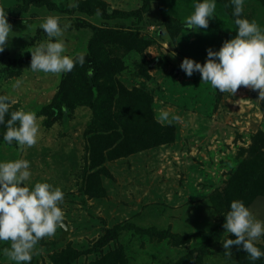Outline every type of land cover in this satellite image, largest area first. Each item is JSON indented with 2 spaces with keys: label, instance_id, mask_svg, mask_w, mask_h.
<instances>
[{
  "label": "rangeland",
  "instance_id": "1",
  "mask_svg": "<svg viewBox=\"0 0 264 264\" xmlns=\"http://www.w3.org/2000/svg\"><path fill=\"white\" fill-rule=\"evenodd\" d=\"M45 1L6 13L12 32L0 52V94L12 102L0 123V160L28 159L30 187L48 181L63 190L68 232L58 226L21 264H243L242 246L222 243L235 234L214 230L233 199L264 219V95L244 85L220 91L180 67L186 56L205 62L207 49L218 50L223 32L235 30L223 5L216 0L207 29H188L196 0H153L143 18L112 19L84 8L103 1L109 13L129 11L143 0ZM24 2L0 0V11ZM48 15L67 25L60 37L67 54L100 62L93 89L84 64L67 73L29 67L31 49L49 39L40 27ZM243 16L264 28V0H244ZM64 86L66 110L50 124ZM20 108L40 123L38 142L23 148L3 140ZM162 111L181 119L159 120ZM256 243L264 249L263 236ZM8 247L0 241V264H16Z\"/></svg>",
  "mask_w": 264,
  "mask_h": 264
},
{
  "label": "clouds",
  "instance_id": "2",
  "mask_svg": "<svg viewBox=\"0 0 264 264\" xmlns=\"http://www.w3.org/2000/svg\"><path fill=\"white\" fill-rule=\"evenodd\" d=\"M231 2L238 26L236 34L226 39L218 50L209 47L205 62L186 56L180 67L189 76L198 71L203 81H210L220 91L235 93L244 85L260 89V96L264 95V28L255 19L241 15L244 0ZM215 13L216 0H196L194 11L185 19V27L207 29L209 18L216 16ZM40 27L49 39L31 49L29 67L33 71L67 73L77 63H85V53L75 57L66 53L65 41L60 37L67 25H62L58 16L48 15ZM11 32L12 25L7 14L0 11V52L7 46ZM93 73V68L87 70L89 76ZM19 83L16 81L13 87ZM11 102L9 95L0 94V123H5ZM157 119L171 122L181 117L162 111ZM6 124L4 141H15L21 148L38 142L40 123L34 111L23 108L13 110ZM31 174L28 159L0 160V241H10V247L3 251L16 264L31 261L38 241L51 236L58 226L64 224L65 213L60 206L65 195L63 190L48 181H37L30 187L26 182ZM224 215V228L228 233L235 234V238L229 236L222 240L224 248L231 250L232 245L242 246L253 261L264 256V249L256 243L264 236V219L257 218L242 199H233Z\"/></svg>",
  "mask_w": 264,
  "mask_h": 264
},
{
  "label": "trees",
  "instance_id": "3",
  "mask_svg": "<svg viewBox=\"0 0 264 264\" xmlns=\"http://www.w3.org/2000/svg\"><path fill=\"white\" fill-rule=\"evenodd\" d=\"M24 1H25L24 4H20L14 8L8 9V10L7 9L3 10V12L5 14L12 12L15 16H18L21 12L28 10L30 3H33L34 5H37V6H41V5L48 3L45 0H24ZM152 1L153 0H143V3L139 8L129 10V11L115 10L112 13H109L106 4L103 1L98 2L93 8L87 7L84 9L90 15L99 14L105 19L128 18V17L143 18V15L151 10ZM217 1L223 5L224 10L231 16V18L233 19V21L235 23V17L233 15L234 5L232 4L231 0H217ZM241 15L243 16V12L241 13ZM166 19L168 22L169 20H172L173 18L170 16H167ZM175 21H177V20H175ZM177 23L180 24V22H178V21H177ZM166 24H167V26H170V21H169V24L168 23H166ZM80 25H84V24H80ZM237 27L238 26L235 24V30L229 34L228 39L232 38L236 34ZM99 66H100V62L97 60H88V59L85 60V63H84V70L86 72L85 76H86L88 87L90 89H93V86L95 84V80H96L97 76L99 75ZM89 68L94 69V73L91 76H89L87 74V70ZM56 99H57L56 102L51 105L52 106V109H51L52 115L50 117V124L54 123L60 117L61 112L66 110V107L68 104V92H67L66 86H64L63 88L60 89ZM224 222L225 221H223L220 225H218L215 228L214 233H218V232L221 233V230H223V228H224ZM149 231H151L152 233H155L157 235H162V236H167L170 234L167 231H159V230H156L155 228H150ZM263 238H264V236H263ZM258 247H260V246H258ZM242 250L243 251L240 254V258H241L243 264H248V262H251L250 264H264L263 256L260 257L259 259L255 260V261H253V260H250L248 258V253H246V250H244V249H242Z\"/></svg>",
  "mask_w": 264,
  "mask_h": 264
},
{
  "label": "water",
  "instance_id": "4",
  "mask_svg": "<svg viewBox=\"0 0 264 264\" xmlns=\"http://www.w3.org/2000/svg\"><path fill=\"white\" fill-rule=\"evenodd\" d=\"M253 95L254 96H259L260 95V89L253 88ZM62 227L64 228L65 233H67L68 232V225H67V223L65 221H64V224H63Z\"/></svg>",
  "mask_w": 264,
  "mask_h": 264
},
{
  "label": "crops",
  "instance_id": "5",
  "mask_svg": "<svg viewBox=\"0 0 264 264\" xmlns=\"http://www.w3.org/2000/svg\"><path fill=\"white\" fill-rule=\"evenodd\" d=\"M223 33H226V34H227L226 37L228 38L230 32H223ZM217 36H218L219 38L222 37V36H221V32H217Z\"/></svg>",
  "mask_w": 264,
  "mask_h": 264
}]
</instances>
